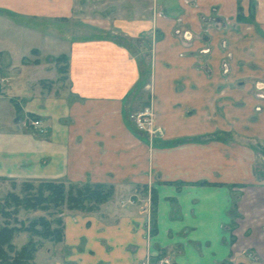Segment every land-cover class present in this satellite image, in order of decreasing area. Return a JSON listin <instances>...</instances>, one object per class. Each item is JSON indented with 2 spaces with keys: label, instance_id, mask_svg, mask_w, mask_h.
Instances as JSON below:
<instances>
[{
  "label": "crops",
  "instance_id": "1",
  "mask_svg": "<svg viewBox=\"0 0 264 264\" xmlns=\"http://www.w3.org/2000/svg\"><path fill=\"white\" fill-rule=\"evenodd\" d=\"M151 2L122 18L87 16L79 0H0V31L38 35L29 61L0 36V179L155 192L153 236L145 208L89 230L65 217V261L264 264V0ZM219 61L226 76L198 77ZM150 101L159 140L129 119Z\"/></svg>",
  "mask_w": 264,
  "mask_h": 264
},
{
  "label": "rangeland",
  "instance_id": "2",
  "mask_svg": "<svg viewBox=\"0 0 264 264\" xmlns=\"http://www.w3.org/2000/svg\"><path fill=\"white\" fill-rule=\"evenodd\" d=\"M78 8H80L78 12L84 13L87 16L102 13V14L114 15L116 17H122V18L124 17L135 18V17H140L141 14L143 13L142 12L143 10L145 11L146 9H151L152 2L151 0H79ZM200 24L201 26H203L202 29H204L206 27L207 22L204 21ZM7 28L8 25L5 26L4 30L0 31V36H3V38H6L8 36L15 37V39L19 40V44L22 45L21 52H24V55L29 56L27 58V61L32 59L33 54L28 53L29 51L25 52V50L27 46H29L32 43V41L35 40V38H38V35L35 34L29 27L23 28L22 26L19 29L17 28L7 29ZM202 32L203 34L206 33L205 31ZM199 40L201 41L202 39ZM134 49H136L135 46ZM145 56L141 57V65L144 69L143 79L147 80L149 74L151 76V70L147 68L149 66L146 65L147 62L145 60ZM0 61H1V57H0ZM47 62L49 63L52 62L55 64L53 59ZM221 65H222L221 63L218 64L219 69H214L213 71L207 69L205 66L201 67V69H199L198 77L226 76ZM256 88L257 87L255 86L253 87L252 94L259 93L256 91ZM8 92L9 91H6L7 94H10ZM142 105L140 107H135L130 114L141 111L146 107H149L152 111L151 113L153 115L154 125L155 127L159 128V126L156 123L157 115L152 105V102L150 101L148 104L146 103L145 106L143 105V107ZM6 116L7 115L0 116V130L7 129ZM31 121H32L31 118L27 119V124L30 125ZM137 131L141 133V135L143 134L151 140H159V138L157 137H150L148 134L144 132H141L139 130ZM254 169H255V174L257 176H259L260 174L263 175L264 165H263V161L260 160V158H257L255 160ZM22 183H23L22 181L0 179V227L5 224H8L9 227H17L18 229H21V225L26 227L31 221L37 220L40 217H43L49 222L51 229H54L56 227L54 225V221L56 219L61 221V227H62V239L60 243H55L49 240H43L37 236H32L29 232H25L24 230H20L19 232L13 235L11 244L14 247L15 251L20 250L29 241H32L36 245V249L33 254L32 260L28 261L26 264H76L75 262L64 260L66 255L72 253V251H70L67 247H65L63 243L64 219L69 215L80 216L81 218H83L82 228H86L89 230L91 228V223H92L91 219L93 220L97 218L98 220L102 221V223L105 222L117 223L116 221H118L121 218V216L127 212L126 210L129 207L130 208L132 207L131 209L138 208L139 211L141 208H145L147 210L146 216L148 220L147 235L153 236L156 233V218H155L156 197H155V192L151 189L146 190L141 187L137 189V192L131 191L132 192L131 193L129 191L128 192L125 191V192L115 193V189L113 188L112 193L110 197L107 199V201L101 204L100 206H98L96 209H93L89 212L85 210H75V209L68 210L65 206H63L59 210L50 207L48 211H39V210L25 211L22 209H18L17 213L13 214L14 209L11 207L7 209V211L9 212L8 214L9 216H4L1 212L4 200L6 199L8 194L20 195ZM32 184L36 185L35 182H33ZM180 184L184 185V183H180ZM65 185H69V184H65ZM105 207H108V209ZM86 219H88L89 222H85ZM165 262L166 261H163V263Z\"/></svg>",
  "mask_w": 264,
  "mask_h": 264
},
{
  "label": "trees",
  "instance_id": "3",
  "mask_svg": "<svg viewBox=\"0 0 264 264\" xmlns=\"http://www.w3.org/2000/svg\"><path fill=\"white\" fill-rule=\"evenodd\" d=\"M238 21H241L237 17ZM58 72L65 74L67 63L65 57H58L56 60ZM23 182L20 195L8 194L4 200L1 212L9 216L8 208H13V214L18 209L25 211H48L51 208L60 209L65 206L68 210H85L87 212L96 209L107 201L113 187L106 184H69L61 182ZM54 229H51L49 222L43 217L31 221L28 226L21 225L9 227L5 224L0 227V264H26L32 260L36 249L35 243L27 242L20 250L15 251L11 244L13 235L20 230L29 232L43 240L60 243L62 239L61 221L55 220ZM58 226V227H57ZM39 228V229H38Z\"/></svg>",
  "mask_w": 264,
  "mask_h": 264
},
{
  "label": "built area",
  "instance_id": "4",
  "mask_svg": "<svg viewBox=\"0 0 264 264\" xmlns=\"http://www.w3.org/2000/svg\"><path fill=\"white\" fill-rule=\"evenodd\" d=\"M151 109L146 107L141 111L129 115V119L133 122L135 128L141 132L148 134L150 137H162V130L154 125L153 115ZM31 126L40 129V121L32 120ZM167 263V261L165 262Z\"/></svg>",
  "mask_w": 264,
  "mask_h": 264
}]
</instances>
